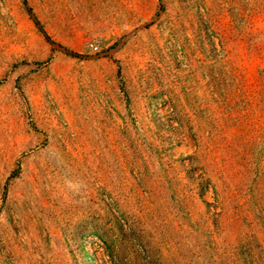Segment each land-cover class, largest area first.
Segmentation results:
<instances>
[{"label": "rangeland", "instance_id": "obj_1", "mask_svg": "<svg viewBox=\"0 0 264 264\" xmlns=\"http://www.w3.org/2000/svg\"><path fill=\"white\" fill-rule=\"evenodd\" d=\"M0 264H264V0H0Z\"/></svg>", "mask_w": 264, "mask_h": 264}, {"label": "water", "instance_id": "obj_2", "mask_svg": "<svg viewBox=\"0 0 264 264\" xmlns=\"http://www.w3.org/2000/svg\"><path fill=\"white\" fill-rule=\"evenodd\" d=\"M151 23H147V24H143V25H141L140 27H138V29H135L134 31H132V33H135L137 30H139V29H143V28H146L148 25H150ZM132 33H130L129 35H131ZM54 47L56 48V49H59V50H61V51H64V52H67L68 53V51H66L64 48H61V47H59L58 45H54Z\"/></svg>", "mask_w": 264, "mask_h": 264}, {"label": "trees", "instance_id": "obj_3", "mask_svg": "<svg viewBox=\"0 0 264 264\" xmlns=\"http://www.w3.org/2000/svg\"><path fill=\"white\" fill-rule=\"evenodd\" d=\"M29 13L31 14V16L34 18V15H33V13H32V10L31 9H29ZM34 20H35V22H36V24H37V26H39V29L41 30V32L44 34V35H46L45 34V32L43 31V29L41 28V26H40V23L34 18ZM48 40H50L49 39V37L47 36L46 37Z\"/></svg>", "mask_w": 264, "mask_h": 264}]
</instances>
